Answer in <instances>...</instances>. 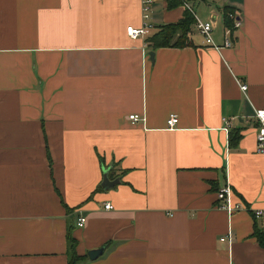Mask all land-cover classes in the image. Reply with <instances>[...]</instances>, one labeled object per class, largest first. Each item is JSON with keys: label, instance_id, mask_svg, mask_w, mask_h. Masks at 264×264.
Wrapping results in <instances>:
<instances>
[{"label": "crops", "instance_id": "obj_1", "mask_svg": "<svg viewBox=\"0 0 264 264\" xmlns=\"http://www.w3.org/2000/svg\"><path fill=\"white\" fill-rule=\"evenodd\" d=\"M188 1L218 46L194 24L152 60L146 38L184 0H154L138 38L141 0H0V264H68L69 226L78 253L106 245L78 264H264V0Z\"/></svg>", "mask_w": 264, "mask_h": 264}, {"label": "built area", "instance_id": "obj_2", "mask_svg": "<svg viewBox=\"0 0 264 264\" xmlns=\"http://www.w3.org/2000/svg\"><path fill=\"white\" fill-rule=\"evenodd\" d=\"M142 1V13H143V18L144 21L141 25H128L127 26V32L128 34L133 37V38H138V37H145L148 33L149 30L153 27L152 23L149 21L150 17V11L152 9V3L154 0H141ZM185 4L192 10L196 17V26L198 27L199 31L203 34L205 41L207 43H212L215 46H218L214 40H213V35L212 31L214 29V21L212 19L209 20H203L201 19L194 8L190 5L188 0H184ZM233 16V26L234 29L239 27L241 25V20L240 18L237 17V15L234 12H231L230 14ZM232 28L229 26H226V31H225V44L230 45L232 44ZM241 87L243 89L247 88L246 83H242ZM255 116L258 122L257 125V132H256V150L258 152H264V107L257 108L255 111ZM132 121H137L140 120L142 117L138 113H130L128 116ZM179 117L176 113H171L169 118H168V127L169 128H175L178 124ZM231 190L230 187L226 186L222 188L219 191V196L222 199L221 206L228 209L230 212L234 211L237 207L241 206V204L233 203L231 199ZM105 207L108 209H111L114 207V204L111 201H107L105 203ZM254 216L256 218H264V208H257L254 210ZM86 221V216L81 215L78 217V225H83L84 222ZM231 235L229 234L228 236H223L222 239H229L231 240Z\"/></svg>", "mask_w": 264, "mask_h": 264}, {"label": "trees", "instance_id": "obj_3", "mask_svg": "<svg viewBox=\"0 0 264 264\" xmlns=\"http://www.w3.org/2000/svg\"><path fill=\"white\" fill-rule=\"evenodd\" d=\"M224 15L225 26H229L234 30L233 26V16L231 12L234 10L231 6H224L222 8ZM196 23V17L190 8L185 10L184 16L177 22H169L161 24L158 29L146 38V41L150 48L156 49L160 46H185L191 44L190 31L192 26ZM234 32L232 31V38ZM230 136L232 142L237 141L239 134L235 130L230 131ZM73 227L69 226L67 231V242H68V254L69 260L68 264H78L81 261L88 258L89 254H80L77 251L78 240L73 233Z\"/></svg>", "mask_w": 264, "mask_h": 264}, {"label": "water", "instance_id": "obj_4", "mask_svg": "<svg viewBox=\"0 0 264 264\" xmlns=\"http://www.w3.org/2000/svg\"><path fill=\"white\" fill-rule=\"evenodd\" d=\"M150 58L152 60H154V58H155V51L154 50L150 51ZM118 180L119 179H110L109 170H108V168H105L104 178H103V182H102L103 186L105 188H108V187L112 186L113 184L117 183ZM105 248H106V245H101L100 247L91 248V249H89L88 254H89L90 258L95 259L104 252Z\"/></svg>", "mask_w": 264, "mask_h": 264}, {"label": "rangeland", "instance_id": "obj_5", "mask_svg": "<svg viewBox=\"0 0 264 264\" xmlns=\"http://www.w3.org/2000/svg\"><path fill=\"white\" fill-rule=\"evenodd\" d=\"M211 1H212V0H211ZM200 2H202V1H197V3L195 4L194 7H195L196 12L198 13V16L200 15L201 18L204 19L202 13L207 11V10H206V7H207V6H205L204 2H202L201 4H200ZM212 2H213V1H212ZM199 4H200V5H199ZM200 16H199V17H200Z\"/></svg>", "mask_w": 264, "mask_h": 264}]
</instances>
